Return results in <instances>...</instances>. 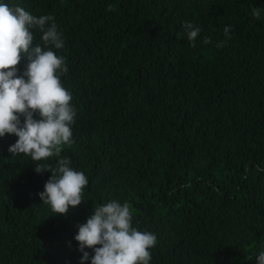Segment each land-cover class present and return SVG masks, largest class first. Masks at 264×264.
Listing matches in <instances>:
<instances>
[{
	"label": "trees",
	"instance_id": "obj_1",
	"mask_svg": "<svg viewBox=\"0 0 264 264\" xmlns=\"http://www.w3.org/2000/svg\"><path fill=\"white\" fill-rule=\"evenodd\" d=\"M0 3L54 16L65 47L53 50L66 58L61 81L77 113L61 157L89 180L86 202L54 214L39 196L52 173L12 156L17 136L0 137V264H81L76 225L114 199L129 204L134 227L156 235L150 264H257L264 0ZM253 8L262 9L260 19ZM186 22L202 30L195 47ZM31 31L42 44L39 29ZM27 63L22 54L18 75ZM58 159L40 163L55 167Z\"/></svg>",
	"mask_w": 264,
	"mask_h": 264
},
{
	"label": "clouds",
	"instance_id": "obj_2",
	"mask_svg": "<svg viewBox=\"0 0 264 264\" xmlns=\"http://www.w3.org/2000/svg\"><path fill=\"white\" fill-rule=\"evenodd\" d=\"M114 10L112 5L107 8ZM261 13L260 8L251 11L255 19H260ZM184 28L195 47L201 28L190 22ZM32 29L42 33V44L34 45ZM223 31L231 39V27L225 26ZM203 43H211L210 38L204 37ZM222 46L223 42L217 44ZM64 47L54 16L37 17L19 5L0 3V137L17 136L8 149L12 156L27 155L37 173H52L39 196L54 214L67 216L70 206L86 202L83 197L89 180L83 172L70 167V159L61 157L63 146L73 143L72 125L77 115L73 96L61 81L69 71L66 58L53 50ZM22 54L28 63L18 75ZM52 157L59 158L55 167L40 163ZM76 226L79 230L75 240L83 253L81 264L89 259L91 264H150L152 260L150 250L157 245V237L133 226L127 202L121 204L114 199L94 206V214L87 222ZM85 248L92 249L94 255ZM256 258L257 264H264V250Z\"/></svg>",
	"mask_w": 264,
	"mask_h": 264
}]
</instances>
